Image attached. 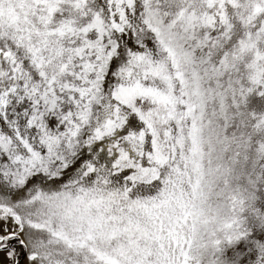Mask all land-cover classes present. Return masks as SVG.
I'll return each mask as SVG.
<instances>
[{
  "label": "snow or ice",
  "instance_id": "obj_1",
  "mask_svg": "<svg viewBox=\"0 0 264 264\" xmlns=\"http://www.w3.org/2000/svg\"><path fill=\"white\" fill-rule=\"evenodd\" d=\"M0 264H264V0H0Z\"/></svg>",
  "mask_w": 264,
  "mask_h": 264
}]
</instances>
